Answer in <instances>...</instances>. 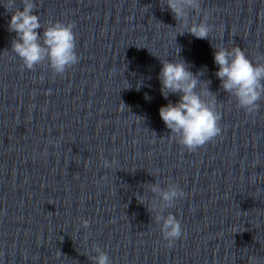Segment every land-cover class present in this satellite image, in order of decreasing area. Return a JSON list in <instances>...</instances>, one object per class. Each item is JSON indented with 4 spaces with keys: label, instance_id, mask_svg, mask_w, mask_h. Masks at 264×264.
Masks as SVG:
<instances>
[{
    "label": "water",
    "instance_id": "obj_1",
    "mask_svg": "<svg viewBox=\"0 0 264 264\" xmlns=\"http://www.w3.org/2000/svg\"><path fill=\"white\" fill-rule=\"evenodd\" d=\"M0 264H264V0H0Z\"/></svg>",
    "mask_w": 264,
    "mask_h": 264
}]
</instances>
